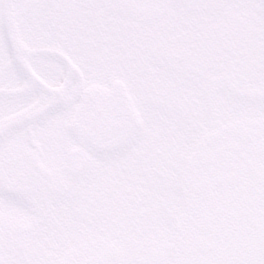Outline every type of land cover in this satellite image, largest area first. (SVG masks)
Segmentation results:
<instances>
[{
  "label": "flooded vegetation",
  "instance_id": "flooded-vegetation-1",
  "mask_svg": "<svg viewBox=\"0 0 264 264\" xmlns=\"http://www.w3.org/2000/svg\"><path fill=\"white\" fill-rule=\"evenodd\" d=\"M168 1L142 24L87 0H0V264H57L95 239L132 264H152L154 249L174 260L189 155L235 121L241 97L264 105V22ZM115 87L141 132L125 154L100 158L70 125L85 90ZM38 232L42 251L30 257Z\"/></svg>",
  "mask_w": 264,
  "mask_h": 264
},
{
  "label": "water",
  "instance_id": "water-1",
  "mask_svg": "<svg viewBox=\"0 0 264 264\" xmlns=\"http://www.w3.org/2000/svg\"><path fill=\"white\" fill-rule=\"evenodd\" d=\"M143 23L156 21L166 0H89ZM196 13L223 8L226 0H176ZM78 140L96 154L126 150L140 130L130 102L119 92L89 91L72 124ZM173 264H264V121L218 127L192 153L182 187ZM2 244L0 245V250ZM61 264H129L105 242L84 244Z\"/></svg>",
  "mask_w": 264,
  "mask_h": 264
},
{
  "label": "rangeland",
  "instance_id": "rangeland-1",
  "mask_svg": "<svg viewBox=\"0 0 264 264\" xmlns=\"http://www.w3.org/2000/svg\"><path fill=\"white\" fill-rule=\"evenodd\" d=\"M243 1V2H242ZM251 4L248 3V0H237L233 1V4L231 2L228 4L226 9L219 14L218 16H223L225 14H228L232 12V8L236 11V13H244L243 16H245L249 22L254 23L256 21H260L263 19L264 22V9H263V14L261 13V8L260 3L256 2V4L252 3L253 6L250 7ZM230 11V12H229ZM245 18V19H246ZM246 19V20H247ZM256 25L257 22H256ZM162 79V75H161ZM263 90H264V85H263ZM253 92H259V87H256ZM253 103V104H252ZM237 104V112L235 114V120L237 119H242V118H254V117H259V114L262 115L264 105L259 103L257 101H248V104L242 103V101H236ZM243 109V111H242ZM248 110V111H247ZM247 111V112H245ZM94 168V166H93ZM99 170H103V168L99 167ZM111 171H109L107 168H105V171L102 172L103 177H111ZM119 185V184H118ZM118 185L116 186L118 188ZM120 186V185H119ZM38 232L35 236L31 237L28 240L27 243V249L30 251V257L36 256L42 251V245H43V236L39 234ZM45 248H43L44 250ZM17 262V261H16Z\"/></svg>",
  "mask_w": 264,
  "mask_h": 264
}]
</instances>
